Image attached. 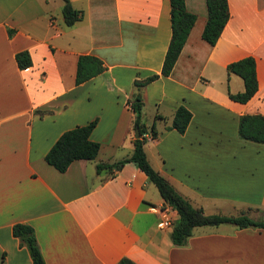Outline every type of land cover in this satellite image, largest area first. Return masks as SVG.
<instances>
[{
  "label": "crops",
  "instance_id": "crops-1",
  "mask_svg": "<svg viewBox=\"0 0 264 264\" xmlns=\"http://www.w3.org/2000/svg\"><path fill=\"white\" fill-rule=\"evenodd\" d=\"M82 17L67 26L62 0H0V264H32L12 234L33 227L46 264H264V229L223 223L197 226L184 246L161 227L160 208L176 210L135 162L96 171L133 152L128 101H143L144 150L151 166L206 214L262 219L264 144L238 135L242 114L264 115V0H227L229 19L214 45L202 39L205 0H186L196 15L168 76L161 68L171 38L169 0H70ZM14 33L9 36L8 30ZM32 64L19 69L15 54ZM99 57L105 70L75 84L78 56ZM255 59L258 89L246 103L227 64ZM158 78L137 89L133 81ZM192 114L183 134L170 128L175 110ZM96 119L92 160L64 172L44 156L61 133ZM154 125L157 137L152 138ZM155 207V210L153 208Z\"/></svg>",
  "mask_w": 264,
  "mask_h": 264
},
{
  "label": "trees",
  "instance_id": "trees-1",
  "mask_svg": "<svg viewBox=\"0 0 264 264\" xmlns=\"http://www.w3.org/2000/svg\"><path fill=\"white\" fill-rule=\"evenodd\" d=\"M62 15L67 26L73 25L82 17V11L75 9L70 0H62ZM207 8V20L202 30L201 37L210 45H214L219 39L228 19L229 8L227 0H205ZM171 38L166 50L161 75L168 76L187 40L189 32L196 21V15L186 9V0H169ZM14 33L13 29L8 30L9 36ZM15 59L19 69H26L31 66L32 61L27 50L18 51ZM105 70L103 61L92 54H81L78 56L75 84L79 85L99 75ZM228 74L234 73L243 80L244 90L238 93H229V97L237 102L246 103L256 93L258 82L256 77L255 59L253 56H245L239 60L227 64ZM160 74H152L143 79H135L134 86L140 89ZM128 106L133 112V129H138L140 137L133 141L132 154L115 163H97L96 171L105 169H120L126 162H135L152 182L162 199L171 208L176 210L178 218L173 223L170 240L174 246H184L192 235L193 229L197 226H217L223 223L233 224L240 229L253 228L264 229V218L255 219L245 213L239 215H224L220 213L206 214L201 207H195L183 197L173 185L149 163L144 144L146 142L147 129L142 122L143 101L137 93L128 101ZM192 114L185 106L180 105L175 110L170 128L176 129L183 134L191 120ZM97 120L94 119L87 124L78 125L60 134L57 140L45 154V161L59 172H64L74 160L95 159L100 144L90 138ZM151 137H157L154 125L150 129ZM238 135L244 140L264 144V115L260 113L242 114L239 117ZM12 234L19 240L20 246H25L31 256L32 264H46L40 251L33 227L26 223H15L12 226ZM116 264H137L127 257L121 258Z\"/></svg>",
  "mask_w": 264,
  "mask_h": 264
},
{
  "label": "built area",
  "instance_id": "built-area-1",
  "mask_svg": "<svg viewBox=\"0 0 264 264\" xmlns=\"http://www.w3.org/2000/svg\"><path fill=\"white\" fill-rule=\"evenodd\" d=\"M155 210V207L153 208ZM161 214V227H170L173 225L172 217L169 215V211L167 208H160L157 210Z\"/></svg>",
  "mask_w": 264,
  "mask_h": 264
},
{
  "label": "water",
  "instance_id": "water-1",
  "mask_svg": "<svg viewBox=\"0 0 264 264\" xmlns=\"http://www.w3.org/2000/svg\"><path fill=\"white\" fill-rule=\"evenodd\" d=\"M139 137H140L139 130L135 129L134 138H139Z\"/></svg>",
  "mask_w": 264,
  "mask_h": 264
},
{
  "label": "rangeland",
  "instance_id": "rangeland-1",
  "mask_svg": "<svg viewBox=\"0 0 264 264\" xmlns=\"http://www.w3.org/2000/svg\"><path fill=\"white\" fill-rule=\"evenodd\" d=\"M261 217H264V214H262V216Z\"/></svg>",
  "mask_w": 264,
  "mask_h": 264
}]
</instances>
